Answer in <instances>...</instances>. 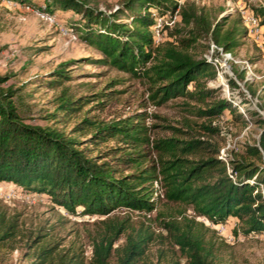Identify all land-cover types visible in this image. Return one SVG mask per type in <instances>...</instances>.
Returning a JSON list of instances; mask_svg holds the SVG:
<instances>
[{"label": "trees", "instance_id": "16d2710c", "mask_svg": "<svg viewBox=\"0 0 264 264\" xmlns=\"http://www.w3.org/2000/svg\"><path fill=\"white\" fill-rule=\"evenodd\" d=\"M17 1L42 2L48 13L72 12L67 26L80 30L103 53L99 61L144 78L148 97L156 104L185 97L186 111L201 120L185 117L180 126L166 125L170 135L150 138L143 122L146 114L137 111L108 121L81 117L66 133L57 126L26 122L13 99L16 88L3 85L7 75L0 74V182L46 195L68 214L99 216L89 235L86 258L80 245L51 240L42 227L23 230L17 217L0 207V250L20 248L29 264H160L161 258L164 264H218L216 246L206 235L214 230L206 222L213 226L230 218L239 225L233 228L234 234L237 230L244 235L264 232V166L260 165L264 163V121L249 110L260 124L257 138L244 143L227 162L218 157V144L210 137L220 133L221 125L214 118L226 111L246 119L228 99L214 98L216 88L204 80L213 75L211 64L187 50L205 33L232 52L247 35L241 18L224 27L226 15L210 21L177 0H122L108 12L90 5L91 0ZM175 10L182 25L170 28L155 42L150 27L157 15L171 16ZM248 11L264 26V3ZM51 74L56 78L48 79L50 84L69 76L60 67ZM236 75L242 78L243 71ZM230 82L235 84L233 79ZM100 94L105 93L71 96L62 90L57 100L62 109L78 110ZM55 113L49 114L54 117ZM85 127L90 129L85 143L94 148L112 138L121 144L93 152L73 135L84 133ZM157 185L165 206L177 203V209L167 213L157 209L161 204ZM117 208L144 216L134 223L129 214H113ZM155 242L159 246L152 261L147 252Z\"/></svg>", "mask_w": 264, "mask_h": 264}, {"label": "rangeland", "instance_id": "374dc122", "mask_svg": "<svg viewBox=\"0 0 264 264\" xmlns=\"http://www.w3.org/2000/svg\"><path fill=\"white\" fill-rule=\"evenodd\" d=\"M121 1L91 0L89 4L108 12L117 8ZM177 2L185 8L193 6L210 21L226 15L225 27L239 18L244 23L242 14L251 9L252 5L264 3V0H177ZM42 5V2L28 4L17 0H0V74L7 75L3 85L10 84L16 88L13 99L26 122L57 126L67 133L81 117L108 121L111 118L144 111L146 115L143 122L148 127L149 137L154 138L170 135L171 129L166 125L180 126L185 117L201 120L186 111L183 104L186 98L183 96L170 98L158 104L153 102L148 97V83L144 78L133 76L129 72L99 61L98 58L102 57L103 53L85 40L80 30L67 26L68 21L74 16L72 12L50 13L53 17V20H50L41 15L46 12ZM178 25H182V22L179 11L175 10L171 16L169 13L164 16L157 15L156 22L150 28L154 35V27H158L161 40L170 28ZM208 39L209 35L202 33L187 49L188 52L195 58H202ZM231 53L235 59H246L254 63V71L260 75L264 71V26L261 27L257 38L245 35L241 44ZM65 61L66 63L61 64ZM229 65L232 74L241 82L242 78L236 75V71L241 70L240 64L232 61ZM57 67L64 68L69 76L62 78L60 83L50 84L48 79L56 78L51 73ZM212 68L214 72V67ZM227 77L230 84V79L233 78L229 75ZM208 78L205 77L204 80ZM192 86L190 84L188 87ZM242 87L250 93L251 99L248 100V104L252 105L253 95H256L255 104L264 105L263 78L245 81ZM214 88H216L214 98L219 97V90L217 87ZM238 89L241 90L240 86ZM62 90L71 96L87 95L94 91H103L105 94L89 99L78 110H65L60 108L57 100V95ZM52 111L56 112V116L52 117L49 114ZM235 115L233 112L225 111L221 116L214 118L219 121L221 130L210 138L218 144V152L225 142H229V147L222 154L225 162L230 156H236L244 143H251L256 139L259 131L260 124L255 115L251 114L246 121ZM84 129L88 130H84V133L75 131L73 135L84 145L87 144L93 152L121 144L112 138L94 148V145L85 143L90 136V129L89 127ZM201 131L199 129L200 134ZM141 148L146 149V146L143 145ZM260 165L264 166V163ZM156 194L161 199L157 209L164 213L179 207L177 203L165 206L158 185ZM0 207L8 215H15L23 230L45 228L51 240L61 241L65 246L71 242L75 246L80 245L84 249L85 257H89V235L96 229L94 222L99 216H86L78 212L68 214L46 195L32 193L8 182H0ZM113 214L119 216L129 214L134 223L144 216L143 213L126 208H117ZM153 214L154 211L150 215ZM186 214L192 213L186 210ZM206 224L210 230H214L208 231L206 235L216 246L218 264H264V232L244 235L237 230L234 234L233 228L239 225L230 218L213 226L207 222ZM153 228H156L155 224ZM121 242L123 237L117 243ZM158 246L156 242L149 246L148 259L155 261ZM29 262L30 260L22 255L20 248L12 251L0 250V264ZM160 264H164L163 258Z\"/></svg>", "mask_w": 264, "mask_h": 264}, {"label": "built area", "instance_id": "2783aa9c", "mask_svg": "<svg viewBox=\"0 0 264 264\" xmlns=\"http://www.w3.org/2000/svg\"><path fill=\"white\" fill-rule=\"evenodd\" d=\"M41 15H43L45 18L53 20L52 15L48 12H43ZM242 16L244 24L247 27V34L257 38L262 27L259 24L258 18L249 11L244 12ZM154 32V40H159L160 36L158 35L159 33L157 26L154 27ZM202 56L211 64L212 67H214L213 75L205 81V84L209 87H217V90H219V97L228 99L233 104V106H235L236 112L246 120H249L250 117L248 111L253 110L257 113L258 117L264 121V105L255 104V101L257 100L256 95H253V101L251 100L252 105L248 104V100L251 99L250 93L247 89L242 87V84L245 81L256 78L264 79V71L260 75H257L254 71V63L247 61L246 59H235L230 51L223 49L211 39L207 40L206 48L203 51ZM232 61L238 62L240 64L241 70L243 71L241 82L238 81V79L232 74V71L230 70L229 64ZM227 75L232 76L235 84H232L231 82L229 84V77H227ZM239 86L241 90L238 89ZM228 147L229 142L227 141L220 148L218 157L224 160L222 154L223 151ZM260 191L263 194L261 184Z\"/></svg>", "mask_w": 264, "mask_h": 264}, {"label": "crops", "instance_id": "0c3cea01", "mask_svg": "<svg viewBox=\"0 0 264 264\" xmlns=\"http://www.w3.org/2000/svg\"><path fill=\"white\" fill-rule=\"evenodd\" d=\"M261 30V29H260Z\"/></svg>", "mask_w": 264, "mask_h": 264}]
</instances>
